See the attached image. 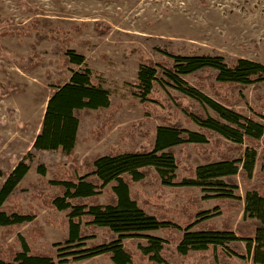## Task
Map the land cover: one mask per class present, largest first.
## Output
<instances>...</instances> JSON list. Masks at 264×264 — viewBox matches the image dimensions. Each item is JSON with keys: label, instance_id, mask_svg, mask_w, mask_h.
I'll use <instances>...</instances> for the list:
<instances>
[{"label": "trees", "instance_id": "trees-1", "mask_svg": "<svg viewBox=\"0 0 264 264\" xmlns=\"http://www.w3.org/2000/svg\"><path fill=\"white\" fill-rule=\"evenodd\" d=\"M88 27L87 21L35 17L0 31L2 38H32L17 61L24 72L45 67L38 49L46 41L61 54L59 69L47 71L53 92L33 147L61 150L70 160L39 164L29 189L26 159L7 174L0 168V264H57L70 254L103 255L106 263L96 264H232L246 255L250 264H264V63L215 50L198 54L185 40L150 55L139 51L133 86L144 117L118 127L119 142L106 152L81 157L76 144L82 118L97 121L85 140L100 141L124 108L122 101H111L99 74L82 67L85 55L72 48L73 35H84ZM92 29L105 38L112 26L96 20ZM77 43L85 47L92 40ZM248 89L252 105L237 108ZM136 131L144 142H135ZM154 178L162 186L190 188L180 208L147 192L142 198L137 185ZM211 198L220 220H212L216 215L202 204ZM41 208L61 213L49 222L64 228L63 247L45 239ZM237 210L243 220L236 223ZM157 230L164 236L146 233ZM72 248L80 249L68 251Z\"/></svg>", "mask_w": 264, "mask_h": 264}, {"label": "rangeland", "instance_id": "rangeland-1", "mask_svg": "<svg viewBox=\"0 0 264 264\" xmlns=\"http://www.w3.org/2000/svg\"><path fill=\"white\" fill-rule=\"evenodd\" d=\"M58 19L62 22L87 21L89 27L84 35L74 34L75 40L91 39L92 44L82 47L77 41L72 48L86 57L85 65L93 75L99 74V83L109 90L112 102L122 101L124 108L116 118L117 125L100 141L90 140L97 121L85 116L81 121L76 152L84 157L92 152L104 153L110 145L119 142L118 127L128 126L144 117L141 99L133 86L140 63L136 58L142 54H152L155 48L166 49L176 41L185 40L196 47L198 54L205 52L226 53L264 63V0H0V31L13 26L30 24L32 19ZM96 20H103L112 26L108 37L98 38L92 29ZM32 38L0 37V168L7 174L20 160L30 163L31 171L24 180L26 189L29 182L37 180V166L41 163H70L67 153L61 150H44L33 147L34 139L40 131L46 104L53 92L47 79V71L59 69L61 54L53 51L52 42H44L38 49L45 59V67L32 73L22 71L17 61L29 49ZM58 73H54L57 77ZM243 103L237 108L252 105L251 90L246 92ZM192 129L196 125L190 126ZM136 141L145 138L136 131ZM126 141L134 140L127 136ZM28 152L33 153L29 159ZM193 163L200 164L199 155ZM50 177V176H48ZM4 180L1 178L0 184ZM151 181V179H150ZM142 198L149 193L160 197L166 206L180 208L185 202L187 186H162L154 178L148 183L137 185ZM195 190V189H194ZM244 189H242L243 191ZM198 195L204 192L195 190ZM102 201L105 195L101 196ZM154 200V199H152ZM205 209L213 210L215 199L203 200ZM155 209V208H153ZM236 223L243 220V211L235 213ZM212 220H220L215 214ZM60 212L41 208L38 216L46 231V240L55 243L63 241L64 228L51 221L59 220ZM147 234L163 237L161 230ZM102 234V233H101ZM98 239L91 238V240ZM130 238L124 242L129 243ZM244 247V243H241ZM80 248H72L75 251ZM80 254H70L67 261L57 264L106 263L103 255L79 258ZM232 264H250L248 255L234 258ZM202 264H219L204 260Z\"/></svg>", "mask_w": 264, "mask_h": 264}]
</instances>
